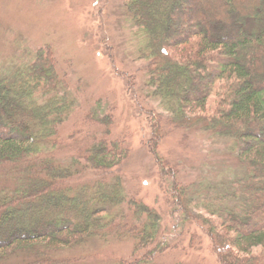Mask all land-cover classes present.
<instances>
[{
  "label": "trees",
  "instance_id": "1",
  "mask_svg": "<svg viewBox=\"0 0 264 264\" xmlns=\"http://www.w3.org/2000/svg\"><path fill=\"white\" fill-rule=\"evenodd\" d=\"M125 7L146 37L139 53L152 95L176 125L230 143L242 166L230 189L197 205L213 252L221 264H264V0H130ZM28 63L0 78V171L14 176L12 187L0 190V264L18 255L22 264H60L54 255L108 228L132 235L137 250L154 246L160 216L127 199L120 178L89 190L69 186L83 174L75 166L111 174L128 151L99 138L85 152L61 147L57 137L73 100L61 92L64 82L49 48ZM87 120L103 126L109 138L110 116ZM72 150L76 158L60 165L57 155ZM176 187L184 199L188 188ZM124 205L137 225L126 217L109 220L107 209Z\"/></svg>",
  "mask_w": 264,
  "mask_h": 264
},
{
  "label": "rangeland",
  "instance_id": "2",
  "mask_svg": "<svg viewBox=\"0 0 264 264\" xmlns=\"http://www.w3.org/2000/svg\"><path fill=\"white\" fill-rule=\"evenodd\" d=\"M129 1L0 0V78L31 62L38 50L49 48L64 82L61 92L67 91L74 103L57 137L61 147L83 152L99 138L119 141L128 151L111 174L75 166L83 174L69 186L88 189L120 178L127 199L140 200L160 216L159 238L150 248L137 250L132 235L108 228L102 236L54 258L60 264H135L148 255L140 264H221L206 226L196 218L197 205L230 189L242 166L230 143L176 125L152 95L146 86L147 62L139 53L146 37L130 18L125 7ZM90 114L97 119L111 117L109 138L103 126L87 120ZM73 152L58 154V163L70 165L76 158ZM8 170L0 171V190L12 187L14 176L8 177ZM176 183L188 188L184 199ZM107 211L109 220L126 217L130 225L139 223L128 206ZM163 242L166 250L149 256ZM23 258L18 255L7 264H22Z\"/></svg>",
  "mask_w": 264,
  "mask_h": 264
}]
</instances>
